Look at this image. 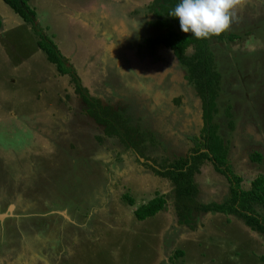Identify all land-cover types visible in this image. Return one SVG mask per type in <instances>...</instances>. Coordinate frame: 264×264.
I'll use <instances>...</instances> for the list:
<instances>
[{
	"label": "rangeland",
	"instance_id": "obj_1",
	"mask_svg": "<svg viewBox=\"0 0 264 264\" xmlns=\"http://www.w3.org/2000/svg\"><path fill=\"white\" fill-rule=\"evenodd\" d=\"M151 1L27 0L35 28L68 57L88 95L119 113L118 129L142 137L140 153L103 134L69 76L36 47L33 26L1 12L0 90L9 96L0 95V264H264L226 216L198 213L192 230L175 223L173 184L143 163L158 168L202 142L201 102L185 67L144 42L166 30L149 25ZM263 26L264 0H242L228 30L239 37L207 41L219 74L212 122L244 190L264 174ZM193 180L201 202L228 196L207 160ZM154 194L165 196L163 209L136 220L133 210Z\"/></svg>",
	"mask_w": 264,
	"mask_h": 264
},
{
	"label": "trees",
	"instance_id": "obj_2",
	"mask_svg": "<svg viewBox=\"0 0 264 264\" xmlns=\"http://www.w3.org/2000/svg\"><path fill=\"white\" fill-rule=\"evenodd\" d=\"M24 23L33 26V32H38L34 41L36 47L44 54L45 59L55 66L58 74H67L73 83L74 91L79 93L82 101L86 104L85 113L96 123L104 126L105 135H115L126 146L137 153H140V142L142 137L136 129H118L121 124V116L112 107L105 106L98 99L89 96L80 84L78 77L71 67L65 66L66 57L62 56L55 43L34 25V12L27 4V0H2ZM179 0H152L148 9L151 10L154 20L149 25L166 29L158 37H146L145 44L148 47L162 45L167 47L177 57L187 72V80L195 89L201 102V146L190 150L186 156L175 160H166L160 166L155 167L152 159L148 165L145 158L143 163L157 176L168 179L172 184L173 208L176 213V223L192 230L195 215L204 212H219L231 214L241 219L245 226L251 231L264 237V212H256L254 205L258 204L264 208V174H258L249 182L248 189L240 187L241 178L234 174L226 160L227 149L222 143L221 137L217 134V126L212 122V114L215 112V97L217 95V82L219 74L215 70L213 57L208 48V39H196L191 33H184L180 30L179 20L169 15L170 11ZM1 26V22H0ZM264 27V26H263ZM234 32L226 31L219 36H212L216 40L234 39L239 37ZM36 35V34H35ZM191 46L192 52L186 54L187 47ZM226 114L228 112L226 111ZM231 126V125H230ZM121 127H124V121ZM121 132L125 134L124 139ZM138 136L137 141L133 139ZM251 158L260 160L259 154L252 155ZM204 160L210 162L214 170L221 174L228 183V196L221 202L209 201L201 202L197 199V186L193 180L194 174L199 172V167ZM122 198L127 204L132 205L133 199L125 193ZM165 196L154 194L153 197L139 204L133 210V216L140 221L155 215L163 209ZM175 256H182V250L176 249ZM257 259L264 262V254L257 256Z\"/></svg>",
	"mask_w": 264,
	"mask_h": 264
},
{
	"label": "clouds",
	"instance_id": "obj_3",
	"mask_svg": "<svg viewBox=\"0 0 264 264\" xmlns=\"http://www.w3.org/2000/svg\"><path fill=\"white\" fill-rule=\"evenodd\" d=\"M241 2L242 0H179L169 15L178 18L182 32L191 33L198 40L208 39L229 30L234 9Z\"/></svg>",
	"mask_w": 264,
	"mask_h": 264
},
{
	"label": "crops",
	"instance_id": "obj_4",
	"mask_svg": "<svg viewBox=\"0 0 264 264\" xmlns=\"http://www.w3.org/2000/svg\"><path fill=\"white\" fill-rule=\"evenodd\" d=\"M4 11H6V14L8 15H10L11 17V21L12 22H15V23H17L18 25L19 24H21V23H23V21H21L20 20V17L17 15V17H19V19L18 18H13L14 17V15H15V13H13V11L11 10H9V8H7V6H6V4L2 1V0H0V16H1V12H4ZM9 11V12H8ZM1 22V21H0ZM2 25V24H1ZM0 28H1V26H0ZM1 34V33H0ZM1 37H2V35H0V39H1ZM1 40H0V46H2V47H4L3 45H1ZM66 59L68 60V57H66ZM7 60V57L4 55V57H0V62L1 63H4L5 61ZM73 67V66H72ZM26 70H29V68H25ZM78 80H79V78H78ZM0 95L2 96V99H3V95L5 94V95H7V97L9 96V94L7 93V92H5V90H0ZM21 121H23V119H22V117H21ZM248 189V188H247ZM216 213H219V212H216ZM221 214V216H226V217H224L226 220H228V219H232V221L230 222L231 224L233 223V222H239V226L241 227V230L242 231H244V233L246 234V236H247V234L249 235L248 237H246V245L247 244H249L248 246H251V247H253V255H256V256H258V255H260V254H264V246H263V244H262V242H261V237L259 236V235H257L256 234V232L255 231H251L247 226H245L244 225V223H243V221L241 220V219H239L238 220V218L235 216L234 218H232L233 216L231 215L230 216V214H224V213H219V215ZM237 219V220H236ZM228 224V223H227ZM237 224V223H236ZM261 238V239H260ZM237 243V242H236ZM236 243H234V242H232V241H229V247L230 248H232L233 250H234V253L237 251V252H239L240 253V255H244L245 253L243 252V251H241V249H242V247H241V249L240 250H237V248H240V247H238V244H236ZM236 244V245H235ZM244 246V249H245V251H247L246 250V248H247V246ZM256 250H260V252L259 253H256L255 251ZM230 252H232V251H230ZM233 253V252H232ZM233 253V254H234ZM247 255V254H246ZM235 256V257H234ZM233 256V259H235L236 258V255H234Z\"/></svg>",
	"mask_w": 264,
	"mask_h": 264
},
{
	"label": "flooded vegetation",
	"instance_id": "obj_5",
	"mask_svg": "<svg viewBox=\"0 0 264 264\" xmlns=\"http://www.w3.org/2000/svg\"><path fill=\"white\" fill-rule=\"evenodd\" d=\"M83 87V86H82ZM84 88V87H83ZM85 89V88H84ZM85 91H86V93L88 94V92H87V90L85 89ZM73 92H76V91H73ZM86 114V113H85ZM87 115V114H86ZM88 117H90L89 115H87ZM91 118V117H90ZM104 134V133H103ZM109 136V135H108ZM153 197V196H152ZM172 207H173V202H172ZM173 210H174V208H173ZM159 212V211H158ZM157 212V213H158ZM174 215H175V223H176V213H175V211H174ZM163 216V215H162ZM163 218H165L164 216H163Z\"/></svg>",
	"mask_w": 264,
	"mask_h": 264
}]
</instances>
